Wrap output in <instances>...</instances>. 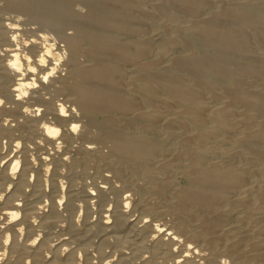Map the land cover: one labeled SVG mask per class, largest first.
Wrapping results in <instances>:
<instances>
[{
  "label": "bare ground",
  "instance_id": "1",
  "mask_svg": "<svg viewBox=\"0 0 264 264\" xmlns=\"http://www.w3.org/2000/svg\"><path fill=\"white\" fill-rule=\"evenodd\" d=\"M239 206L264 216V0H0V264L262 262Z\"/></svg>",
  "mask_w": 264,
  "mask_h": 264
},
{
  "label": "rangeland",
  "instance_id": "2",
  "mask_svg": "<svg viewBox=\"0 0 264 264\" xmlns=\"http://www.w3.org/2000/svg\"><path fill=\"white\" fill-rule=\"evenodd\" d=\"M161 20H162V18H161ZM161 20H159V19H157V21H159V22H161ZM254 41V42H253ZM251 43L253 44V46L255 45V39H253L252 38V41H251ZM253 81H255L253 84L255 85V84H257L258 85V83H260L261 82V80H257V79H254ZM252 81V82H253ZM259 81V82H258ZM257 85H255V86H257ZM209 93H206L205 95V98L207 99V101H210L211 100V95L209 94ZM209 99V100H208ZM211 102V101H210ZM239 110H242V108L241 109H239ZM229 146H230V143H228V144H226L225 145V147H224V145L223 146H221V145H219V148L218 149H223V148H225V149H227V150H231V149H238V147L237 146H234V145H232L231 147H233V148H229ZM226 151V150H225ZM259 185H258V187L259 188H257V189H260L261 188V182L260 183H258ZM263 187V186H262ZM242 207L241 206H239V208L238 207H236V208H234L233 210H232V212H230V215H229V217H228V221H227V224H228V226L229 225H231V226H236V225H244V226H242L243 227V229L242 230H244V232L245 233H248V234H253V235H247V238H246V242H249L250 240H251V237H253L254 239L255 238H258V236H259V231H258V228L259 227H261L262 226V223L264 222V216L262 217L261 216V218L260 219H255V218H253L254 220V223H249V221L250 220H246L245 222L243 221H241L240 220V218H241V216H243V213H242V211L243 210H240ZM237 209V210H236ZM239 210V211H238ZM241 212V213H240ZM255 220H257V221H255ZM232 221V222H231ZM240 221V222H239ZM237 222H239V223H237ZM253 226H251V225ZM261 225V226H260ZM263 225H264V223H263ZM250 227H252V229H254V231L250 228ZM241 230V231H242ZM251 230V231H250ZM252 231H253V233H252ZM242 233V234H245V233ZM255 232V233H254ZM263 233H261V236H264V229H263V231H262ZM257 233V234H256ZM249 236H250V239H249ZM257 236V237H256ZM228 257V258H227ZM248 256H243V257H237V258H234V260H232V258L230 259L229 258V256H226V255H222L221 256V258H223V260L225 261V262H228L227 260H229V262L228 263H226V264H263L264 263V260L262 261V262H257V263H255V262H252V261H250L248 258H247ZM242 258V259H241ZM247 258V259H246ZM238 259H240V260H238ZM231 260V261H230ZM242 260H244V261H242ZM246 260V261H245ZM248 260V261H247ZM252 262V263H251Z\"/></svg>",
  "mask_w": 264,
  "mask_h": 264
}]
</instances>
